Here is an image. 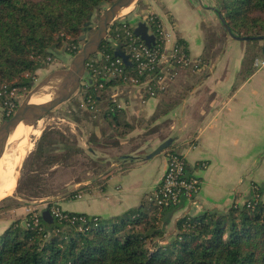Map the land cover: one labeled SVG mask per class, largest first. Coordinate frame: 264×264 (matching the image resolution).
I'll list each match as a JSON object with an SVG mask.
<instances>
[{"label": "trees", "instance_id": "16d2710c", "mask_svg": "<svg viewBox=\"0 0 264 264\" xmlns=\"http://www.w3.org/2000/svg\"><path fill=\"white\" fill-rule=\"evenodd\" d=\"M113 1L0 0V89H29L35 70L45 65L47 56L53 57L54 49L64 48L74 55L91 18ZM214 2L232 34L264 35V0ZM123 22L132 28L125 19L109 24L97 52L113 55L116 45L124 48ZM154 23H147L151 32ZM176 42L184 45L179 39ZM125 69L132 71L130 65ZM121 81L108 79L103 90ZM88 92L95 102L99 100L92 85ZM108 107L102 117L119 125L118 109ZM79 149L75 138L70 140L58 127L43 128L23 160L14 194L44 196L42 170L64 162ZM248 195L249 205L232 202L224 211L182 215L170 233L166 226L178 205L159 208L143 200L140 206L108 219L66 211L68 216L76 215L73 222L54 217L45 221L40 215L38 225L27 213L25 226L16 219L0 234V264H264V187L253 184ZM80 216L83 219H77Z\"/></svg>", "mask_w": 264, "mask_h": 264}, {"label": "crops", "instance_id": "0c3cea01", "mask_svg": "<svg viewBox=\"0 0 264 264\" xmlns=\"http://www.w3.org/2000/svg\"><path fill=\"white\" fill-rule=\"evenodd\" d=\"M166 1L168 0L147 1L146 3L153 6V10L134 14L135 20H141L146 13L156 15L162 26L170 32V42L181 40L191 57L201 59V66L194 71L178 69L164 90L153 97H146L144 103L140 102L138 87L123 81L111 85L106 90H96L97 100L99 99L96 105L99 107L108 106L107 100L111 99L112 94L115 95L113 102L120 105L117 110L119 121L123 118L122 114L128 113L129 110L132 112L144 108L147 115L155 114L153 119L164 114L166 121L164 126H161L163 133L153 131L146 144L135 149L136 153L132 150L121 153L127 144L126 139L110 140L104 136L105 131L101 128L93 129L84 140L76 139L80 148L78 153L84 151L83 146H86L89 158L94 161H99L97 159H103L110 153L119 154L114 155L112 160L109 157L103 159H108L111 166L102 172L103 177L97 174L93 179L80 180L73 184L79 186L77 192L70 190L63 198L57 199L63 210L108 219L127 209L140 206L143 200L151 203L148 196L166 169V156L169 151L184 155L188 172L200 179V188L192 199H184L173 208L166 230L174 225L178 217L185 214L196 215L206 210L224 211L238 199L237 195L239 198L248 195L251 185H260L252 175L243 191L238 186L231 188L226 185L227 177L224 172L228 162L232 159L240 160L264 138V72L260 76L256 73L261 69L256 67L264 65L255 64L259 61L257 51L253 50L254 56L246 57V44L243 48L239 47L238 58L230 72L226 73V63L220 64L219 60L224 51L222 46L226 44L230 34L223 29L227 35L224 36L220 49H217L220 45L218 41L213 46L210 45L214 57H208L206 53V56H203L205 45L200 35L202 31L196 29L197 25L191 29L186 23L180 25L168 4V8H165ZM124 19L130 22L128 17ZM148 33L151 34V31ZM262 43L263 40L258 41V49H261ZM116 47L119 46L114 48ZM261 61H264V57H261ZM101 94L102 98L99 97ZM81 109L93 120L100 117L99 121L102 120L111 130L118 127L109 124L102 114L93 116L88 109ZM168 138L171 139L169 149L148 156ZM107 146L111 148H105ZM251 152L252 155H261L260 167L264 162L262 150L252 149ZM251 160L255 163L257 161ZM114 178L117 183L111 186L110 182ZM70 192H73L72 195L78 194L79 197L68 195ZM73 201L76 203H71ZM14 212L19 214L17 208H14ZM16 219L18 217L15 214L1 219L0 233ZM20 219L21 222L24 221V217Z\"/></svg>", "mask_w": 264, "mask_h": 264}, {"label": "rangeland", "instance_id": "374dc122", "mask_svg": "<svg viewBox=\"0 0 264 264\" xmlns=\"http://www.w3.org/2000/svg\"><path fill=\"white\" fill-rule=\"evenodd\" d=\"M147 1L152 2L154 0H136L131 4V7L126 12L118 15L117 17H120L119 19L123 20L125 17H128L131 23H136L137 20H135L134 14L153 10V6L150 5V3H146ZM167 4L171 12L176 17L177 21H180V25L186 23L189 29L197 25L196 29H200V31H202V33L200 32V35L201 38H203L205 45L203 56H206V53L208 57H214V52L212 54V51H210V45L213 46L214 44H216V42L220 41V45L217 47V49H220L224 40V36L227 35L224 32V30L226 31V29L223 28L222 23L218 17V12L215 8L214 0H168L165 3V8H168ZM149 14L150 13H146L143 16ZM98 16L99 14L91 18L90 26L88 27V29L82 32L81 35L87 37L94 30ZM258 41L260 42L262 40L236 39L234 37H231L230 35V37L225 41L226 44L222 46V49L224 48V51L222 52L219 60L220 64L223 62L226 63L225 67L228 70L226 73L230 72V68H232L234 62L238 58V51L240 50L239 47L243 48L244 44H246L245 48H247V55L245 56H254L255 54L253 50H255V52L257 51V56L259 57L258 60L261 61V57H264V50L262 49V47L261 49H258ZM82 43L83 39H79L80 46L82 45ZM217 53H219V51ZM52 55L53 57L47 56L44 66L35 70L32 86L29 89H25L24 87H17L19 89L16 92L17 105L21 102L26 93L33 87L34 84L40 81L50 71L67 67L73 56V54L71 55L67 53L64 48L54 49ZM263 65L264 63L260 66ZM256 68H263L262 70L259 69L256 71L257 76H260L264 72V66H257ZM81 87L82 86L80 85L68 100L54 107L47 114L39 118L32 126H27L25 129L16 134L21 135L22 133H25L30 127L38 129V133L27 132V134L22 137V139L25 140V146H27L28 148L19 164L15 168V179L20 175L24 158L33 149L36 139L40 135L43 128H45L46 126L58 127L65 136L69 137L70 140H72V138L74 137L75 140L77 139V141L84 140L93 129L101 128L105 131L104 136H106L110 140L126 139L125 141L127 144L124 145V150H121V153L130 152V150L136 153L135 149H138L139 147L145 145L153 131H155L153 133H163V129L161 126H164V121H166V118H164V114L153 119L155 114H152L151 116L147 115L144 108L141 110L136 109L132 112L129 110L128 113H123L122 116L127 124L124 123L123 118H119L120 124L118 125V127H114L113 130H111L106 124L104 125V122L102 120L99 121V119H101L100 117L95 118L97 120L89 118V115L84 113L83 109H81L80 106V108L78 107L81 95L83 94V88ZM100 108L103 109V107ZM3 114L4 113H2L0 102V121L4 118ZM157 127L158 129H156ZM16 135L11 139H9V137L6 143L15 142L17 140L15 138ZM169 147H171V145L165 149H169ZM105 148L111 147L107 146ZM83 149L85 150H82L80 153H78V151L72 152L64 162L58 163L57 165H55V167L42 170L41 177H43L44 179L43 188L45 191V195L41 198H24L22 196H16L13 189V185H15L14 180L11 190L9 192H6L0 198V220L5 219L9 216L12 217V215L14 214L18 217V219H20L25 216L28 208L43 210L46 207L45 203L50 201H57V199L63 198V196H65V193L69 192L70 190H76L77 192L79 186H73L74 183L88 178L93 179V177H95V175L97 174H101V177H103L102 172L106 169L111 168L109 161H107L108 159H103L109 157L112 160L114 155L117 156V154H119V152L114 155L110 153L107 154L105 158L97 159L99 161H94L93 158H89L90 155L88 154V151H86V146H83ZM252 149L254 151L262 150V157L264 159V138L258 146H254V148ZM252 149L247 152L246 156L242 157L240 160L232 159V161L228 162V167L224 170L227 177V186H230L231 188L234 186H238L239 189L243 191V187L248 184V181L250 180V178H252L253 175L257 180L256 183H260L259 186L264 187V162H262V165L259 167V165L261 164V155H252ZM250 158L257 160L256 163ZM116 183L117 180L116 178H114L110 182V185L114 186L116 185ZM231 196H233V192L231 193ZM248 196L249 195L240 196L239 198L237 195L238 199L233 202L239 204L248 202L251 200ZM71 203L76 202L73 201ZM14 208H17L19 214H16L17 212H14ZM172 227L169 226L167 228V233H170Z\"/></svg>", "mask_w": 264, "mask_h": 264}, {"label": "built area", "instance_id": "2783aa9c", "mask_svg": "<svg viewBox=\"0 0 264 264\" xmlns=\"http://www.w3.org/2000/svg\"><path fill=\"white\" fill-rule=\"evenodd\" d=\"M119 18L116 17L110 24ZM141 21L146 25L149 22H155L153 32H151L153 42L150 45L134 34L133 27L129 28L124 22L122 23L124 48L121 49L128 55L132 71L126 72V65L120 57L105 52H95L86 60L85 72L80 82L83 94L79 106L88 109L93 116L103 114L107 106L101 109L96 105L93 94L88 92L91 85L95 90H100L104 88L105 81L108 79L120 78L123 82L138 87L140 102L144 103L146 97H153L159 91L164 90L167 82L174 77L178 69L194 71L200 68L201 59L191 57L184 45L176 41L170 42V32L162 26L158 19L155 20V15L150 13L142 16ZM117 35L116 32L115 38L118 37ZM258 63L263 64L264 61L255 62V64ZM18 90L17 87L0 89L1 110L4 117L10 116L17 107L16 92ZM114 96V94L111 95L112 106L108 105L109 111H113L114 106L116 109L120 108L118 103L113 102ZM166 157V169L159 183L148 196L149 201L159 208L175 206L184 199H192L200 188V179L187 171L184 155L169 151ZM73 197L77 198L79 195L74 194ZM261 199L264 200V197ZM45 206L52 218L71 222L76 219V215L68 216L66 210H63L57 201L47 202ZM41 210L28 208L27 213L30 214L33 225H38ZM79 218L83 219L82 216L77 217Z\"/></svg>", "mask_w": 264, "mask_h": 264}, {"label": "water", "instance_id": "95a60500", "mask_svg": "<svg viewBox=\"0 0 264 264\" xmlns=\"http://www.w3.org/2000/svg\"><path fill=\"white\" fill-rule=\"evenodd\" d=\"M136 0H114L111 2L103 12H101L96 21L94 30L85 37L81 35L79 39H83V43L79 50L72 56L69 65L65 68H58L47 73L40 81L33 85V87L26 93L25 97L17 105L12 114L0 121V157L3 154L4 146L8 138L17 127L19 123L32 126L39 118L47 114L54 107L62 102L68 100L80 86L81 79L85 72L86 60L98 51L102 40L106 37L107 27L110 22L117 17L119 10ZM218 17L222 26L226 31L236 39H256L263 40L262 49L264 50V35H257L253 37L234 35L231 33L229 26L224 22L222 15L218 12ZM133 32L139 36L147 45L153 42L152 34L148 33V27L145 22L139 20L132 24ZM114 56L121 58L124 65H130L128 55L120 48L116 47L113 51ZM49 95V98L42 102H30V98L36 95ZM171 142L168 138L161 142L148 156H152L167 148ZM18 177L15 179V186ZM1 198V197H0ZM42 219L51 221L52 216L47 208L41 211ZM23 226L26 225L24 221L21 222Z\"/></svg>", "mask_w": 264, "mask_h": 264}, {"label": "bare ground", "instance_id": "6f19581e", "mask_svg": "<svg viewBox=\"0 0 264 264\" xmlns=\"http://www.w3.org/2000/svg\"><path fill=\"white\" fill-rule=\"evenodd\" d=\"M131 4L132 2L122 7L119 10L117 16L126 12L131 7ZM48 98V94L36 95L30 98V102H42L47 100ZM27 126L28 125L19 123L10 135L9 139L13 138L18 132L25 129ZM27 132L38 133V129L30 127L25 133H22L21 135H16L15 138L17 140L15 142L6 143L4 146L3 154L0 157V197L3 196L6 192H9L12 188V185L15 180V168L19 164L20 160L22 159L28 148L27 146H25V140L22 139V137L26 135Z\"/></svg>", "mask_w": 264, "mask_h": 264}]
</instances>
